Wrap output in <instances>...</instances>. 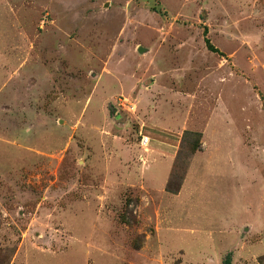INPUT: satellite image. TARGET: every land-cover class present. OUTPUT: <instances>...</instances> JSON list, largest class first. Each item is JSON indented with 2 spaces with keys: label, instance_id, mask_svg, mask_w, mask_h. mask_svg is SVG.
<instances>
[{
  "label": "rangeland",
  "instance_id": "rangeland-1",
  "mask_svg": "<svg viewBox=\"0 0 264 264\" xmlns=\"http://www.w3.org/2000/svg\"><path fill=\"white\" fill-rule=\"evenodd\" d=\"M203 28L222 56L203 51ZM188 42L192 65L165 50ZM157 64L175 74L170 91L195 97L189 120L221 125L222 150L207 152L231 154L192 160L190 222L175 196L200 136L198 148L182 136L163 178L140 155L159 134L146 119L137 126L135 91L94 110L126 76L133 90L154 88ZM224 122L242 150L226 147ZM234 159L255 171L239 173L243 193ZM226 254L264 264V0H0V264H222Z\"/></svg>",
  "mask_w": 264,
  "mask_h": 264
},
{
  "label": "crops",
  "instance_id": "crops-1",
  "mask_svg": "<svg viewBox=\"0 0 264 264\" xmlns=\"http://www.w3.org/2000/svg\"><path fill=\"white\" fill-rule=\"evenodd\" d=\"M148 46H152V43H151V45L149 44ZM153 48L154 47L152 46L149 49L151 50ZM204 48H205V46H204ZM162 49H160V50H162ZM148 50H147V52L150 53V51H148ZM165 50H167L169 52V55H176V53H178L180 55H183L185 58H189L190 59L189 64L192 65L191 64V62H192L191 57L193 55V50L195 51L196 48L194 46H192L190 42H188L187 44L186 43L182 44V46L179 45L177 47H172V48L168 47ZM203 51L208 52L206 49H204ZM146 53H142V55H149V53L148 54H146ZM155 63H157V62H155ZM157 65L158 66H156V68H155L157 70L155 73L156 77L154 78L155 81L153 82V84L155 86L154 88H152L151 90L142 89V88L141 89L136 88L135 90H133L136 87V84L134 85L133 82L130 84L128 82V79H130V78H127V76H126L124 84L120 83L119 80H118V82H116V83H119V84H117V89L120 87V89H118V91H120L121 93H118L116 95V90H117L116 89L115 91H113V94L116 95L113 98L112 93H110V90H108L107 96L110 99L107 97H103V95L106 92L104 94H100V95H102L101 97L100 96L96 97V103H98V101H99V103L96 105V109H94V110H98V108H100V107L103 108L105 105V102H107L108 100L110 103H112L111 105H113V104H115L116 97L123 96L125 93H127V94H125L126 96L127 95L130 96L131 94H128V93L135 91L134 94L132 95L133 97L132 96L131 97H132L133 101L136 102L135 104L137 106H138L137 102H139V105H140L139 113L141 114V117L140 118L138 117L140 120H138L137 126L140 127L139 125H142V122H145V119H146V120L150 121V123H152L156 126L155 129L159 134L158 138L155 139V141L151 143V144L156 143L157 148H153V145H151L150 149H146L147 152L144 151L140 155L144 157V160L146 159L145 158V155H146L147 157L150 156V157L154 158L155 161L157 160L160 162V161H162L163 157H160V155H158V154H168V153H166V151H167L166 146H172V150H170L171 153L169 151V155H166L163 158V160H167L166 162H162V164L157 162L156 164H153L152 166L148 167V170H152L153 175H157L159 177L162 176L163 178L166 177V175H163V174H165L167 172L170 165L173 166V162H174L173 159H175V156L177 154L176 151L181 144V139H182L183 133L184 132L196 133V134H198V136H200V143H202V148L200 150L195 151L196 153L195 152L192 153L193 155L191 156V158L188 159V163L185 165V168H183V170L185 169V171H186V173H184V174H186L185 175L186 180L182 184L180 183L179 189L177 191V195L175 196V198L177 200H179L177 209H178V211L181 212V214H183V220L185 219L187 222H190L189 219H191L194 216V214L192 211H191L192 214L187 213V209H190L191 207H192V209L195 208L196 204L194 202H196L198 204V202L196 201L192 191L190 190L191 186H190V183L188 182L189 175L191 173V168H192V166H191L192 160L194 158H196V155L201 156V157H205V159L207 161H209L208 159H210V158H213L215 160H218V159L219 160H222V159L227 160V159H229V156H231V154L230 153L228 154L225 151H223L225 153L224 156H221V155H217V156L213 155L212 156L211 153L207 152L211 148V147H208L209 144H212L213 148L217 147V148H220L222 150V147L215 146L216 141L213 140L214 137L212 134V133H214V131H216L215 136L218 135L221 125L219 127V124L217 122H215V123L211 122L210 125L209 124H207V125L203 124L202 127H199L198 125H196L197 123L194 122L193 118L191 120H189L192 117L191 116L192 109L189 110L188 105L194 104L196 102V99H194L195 97L186 93L187 91H184L183 93L177 94V95L175 93H173L172 91H170L169 87H171V86H167L165 84V82L168 79H170L171 75H173L174 73H170V71L169 72L165 71L167 67L166 68L161 67L160 64H157ZM171 70H172V67H171ZM203 72H204V70H203ZM203 76L204 75H202V77ZM173 77H175V74L173 75ZM157 81L159 84L156 85ZM135 83H137V80ZM172 83H173V81H172ZM151 91L155 92L156 95L158 96L157 106H154V107L152 106L153 107L152 110H154L155 113L152 111L149 112L150 111L149 106L146 105V101L148 103L150 101L149 97L151 96ZM200 92L202 93V95L206 94V92L211 93L210 95L213 94L211 92V89H209V91L208 90H201ZM186 94H188V95H186ZM219 96L220 95H218L216 98H218V101L220 100L219 102L221 103L222 100L220 99ZM201 99H202V101H204L207 99V97L204 98V96H202L200 98V100ZM90 104H91V102H90ZM184 105H187V106L184 107ZM223 107L224 106L222 105L221 109ZM183 108H184V110H183ZM221 112H222V110H221ZM145 114L148 116V119H147V116H145ZM224 114L226 116L227 113H224ZM204 116L206 118L208 117V115L203 114L202 119ZM196 119L197 118H195V120ZM113 120L114 119L110 118L109 122L107 124V122H105L103 119V123L100 124V126H98V127H101L103 129V131L106 128L111 129V123H113ZM114 121H116V120H114ZM224 123H226V122H224ZM224 127H225L226 134L230 133V141L226 145V147L227 148L228 147L233 148L232 153H236L237 151L242 150L239 147L240 140H241V138L239 136V131L235 128L230 127L229 124H227ZM109 129H107V131H109ZM173 130L174 131L176 130V133H175L176 136H174V137H172V135L169 134V133H172L169 131H173ZM224 137H225L224 143H226L227 142V136L224 135ZM169 139H171L172 141H170ZM203 146H205V147L203 148ZM205 150L207 153L205 152ZM170 160H171V162H170ZM194 160L197 161L196 159H194ZM201 161H205V160H201ZM233 161H235V164L232 165V168L230 170L231 171L230 175L237 178L236 179V185L240 188V191L243 193L245 187L243 185H242V188L239 186V183L241 182V180H240L241 176L239 178V173L241 172L243 175L248 174V177H252L253 175H255V171L251 167V165H253V164H250V163L243 164L245 159L239 161V162H241L242 165H239V163L237 162L236 159H234ZM172 166L170 167L171 169L173 168ZM207 172L210 174L220 173V175L218 177H222L225 174L222 171L219 172V170L216 171L214 169H210ZM242 183H243V181H242ZM186 191H188L187 196L185 195ZM178 223L181 224V221L180 222L178 221ZM182 223L184 224V221ZM189 224H191V223H189ZM233 224H236V223H233ZM240 224H241V222H240ZM189 231L191 232V229ZM211 251L213 252V250H211Z\"/></svg>",
  "mask_w": 264,
  "mask_h": 264
},
{
  "label": "trees",
  "instance_id": "trees-1",
  "mask_svg": "<svg viewBox=\"0 0 264 264\" xmlns=\"http://www.w3.org/2000/svg\"><path fill=\"white\" fill-rule=\"evenodd\" d=\"M203 30H204V32H203V34H204V36H203V43H204L205 49L208 52H210V53H218L217 50L209 43L208 39L205 38V30L206 29L203 28ZM218 54L220 56H222V54H220V53H218ZM182 136H184V137H186V136H195V137H197V139L192 143V146L195 145L194 148H196V147L198 148V143H199V140H198L199 136H198V134L184 132ZM194 150H197V149H194ZM169 192L172 193L171 191H169ZM228 261H229V254H226L225 255V260H224V262H222V264H229Z\"/></svg>",
  "mask_w": 264,
  "mask_h": 264
},
{
  "label": "built area",
  "instance_id": "built-area-1",
  "mask_svg": "<svg viewBox=\"0 0 264 264\" xmlns=\"http://www.w3.org/2000/svg\"><path fill=\"white\" fill-rule=\"evenodd\" d=\"M122 103V101H121V99H119V100H115V104H113V107L115 108V110L119 107L118 105H119V103ZM129 109L131 110L132 108H131V106L129 107ZM140 142H141V144L142 145H146V142H148L147 141V137H143L141 140H140Z\"/></svg>",
  "mask_w": 264,
  "mask_h": 264
},
{
  "label": "bare ground",
  "instance_id": "bare-ground-1",
  "mask_svg": "<svg viewBox=\"0 0 264 264\" xmlns=\"http://www.w3.org/2000/svg\"><path fill=\"white\" fill-rule=\"evenodd\" d=\"M147 141H148V139H147Z\"/></svg>",
  "mask_w": 264,
  "mask_h": 264
}]
</instances>
